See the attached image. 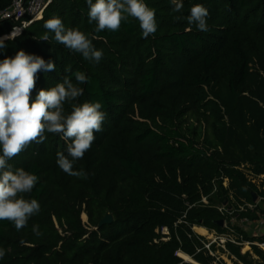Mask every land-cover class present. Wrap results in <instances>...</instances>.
<instances>
[{"label": "trees", "instance_id": "obj_1", "mask_svg": "<svg viewBox=\"0 0 264 264\" xmlns=\"http://www.w3.org/2000/svg\"><path fill=\"white\" fill-rule=\"evenodd\" d=\"M145 2L158 25L146 39L135 19L117 32L97 33L86 0H54L41 20L4 40L0 60L23 50L56 64L38 73L31 100L65 75L75 83L72 73L81 71L90 82L79 85L83 95L73 103L98 101L106 118L91 150L75 164L87 179L56 164V153L67 147L59 134L45 133L44 143L8 161L13 170L39 177L26 198L37 199L41 211L21 231L0 221V247L6 249L0 264H187L179 251L198 264H213L198 252L195 227L248 240L239 228H220L216 223L225 217L201 199L223 193L220 205L239 208L260 197L253 179L264 177V0H183L181 13L172 12L169 0ZM11 3L0 0V12ZM198 3L209 11L208 32L174 19L187 17ZM52 17L87 34L103 59L85 60L51 32L48 42L40 40ZM21 26L0 22V37ZM257 209L264 212V204ZM108 215L113 224L98 229ZM33 225L42 235L33 233ZM241 249L228 244L232 255L250 264ZM255 255L264 264V253L255 249Z\"/></svg>", "mask_w": 264, "mask_h": 264}, {"label": "clouds", "instance_id": "obj_2", "mask_svg": "<svg viewBox=\"0 0 264 264\" xmlns=\"http://www.w3.org/2000/svg\"><path fill=\"white\" fill-rule=\"evenodd\" d=\"M169 2L173 13L183 11V0ZM86 3L88 22H95L94 31L97 33L117 32L130 18L138 21L143 38L154 36L157 32L155 9L150 8L145 0H86ZM182 18L198 31H209V11L203 4L193 5L187 17H174L176 20ZM44 28L47 32L40 40L48 42V32H51L56 43L81 54L85 60L99 63L103 59V50L97 49L87 34L78 28H66L61 18L46 20ZM20 31L13 28L9 36L0 38V49L6 47L5 39H15ZM55 69V62L45 61L23 50L0 60V221L10 222L17 231L26 228L29 220L41 211L37 199L26 198L36 187L39 177L24 168L13 170L8 161L31 144L44 143L47 139L45 133L59 134L67 142V147L66 153H56V164L69 176L87 179L88 173L83 168L77 170L75 164L91 150L95 134L103 130L106 118L98 101L73 103L83 95L84 89L79 85L90 82V78L81 71L72 73L75 83L69 75H65L62 82L41 89L31 100L38 73ZM65 71L70 72V67ZM65 103L71 105L68 114L65 113ZM32 231L38 237L42 235L39 225H33ZM5 255L6 249L0 247V260Z\"/></svg>", "mask_w": 264, "mask_h": 264}, {"label": "built area", "instance_id": "obj_3", "mask_svg": "<svg viewBox=\"0 0 264 264\" xmlns=\"http://www.w3.org/2000/svg\"><path fill=\"white\" fill-rule=\"evenodd\" d=\"M54 0H12L11 6L6 11L0 12V22L4 21H21L22 26L21 27H15L20 31V34L22 33L23 29L30 24L39 21L42 19L44 12L46 9L53 3ZM19 34V35H20ZM10 35V34H9ZM9 35H6L4 37H7ZM3 38V37H0ZM264 177L253 179V183L258 186V191L260 193V197L257 199V201L264 204V183H263ZM225 187H227V182L224 184ZM215 191H217L216 183L214 185ZM255 203H258V202ZM201 204L207 205V200L203 199L201 201ZM258 207L255 206V204H250L247 206H241L238 208V210H234L232 207H228L227 203L222 205L221 207H218L217 210L221 215L224 217H232L235 215V212L239 211V213L243 212H250L251 214L255 213L257 215L256 218H242L241 223L244 228L243 233L248 237V240L243 241V236L240 239H237L234 235L231 233L228 234H219L216 231H211L215 234L216 239L219 241H222V244H226V250H228V244H233L234 246L243 247L245 245H248L250 247H253L254 249H258L264 253V212H260V210L257 209ZM225 221V220H224ZM226 223V222H225ZM225 225V224H224ZM232 228H239L234 227L233 224H229L227 229H229L230 226ZM233 232V230H231ZM194 233V231H193ZM195 238L199 242V250L198 252H203L213 259H215V254L213 251V246L211 244H206L200 237H198L194 233ZM198 264V263H197Z\"/></svg>", "mask_w": 264, "mask_h": 264}, {"label": "rangeland", "instance_id": "obj_4", "mask_svg": "<svg viewBox=\"0 0 264 264\" xmlns=\"http://www.w3.org/2000/svg\"><path fill=\"white\" fill-rule=\"evenodd\" d=\"M213 199L210 201L209 196H204L202 197L201 200L205 199L207 200V205H212L215 206L216 208L221 207L219 200L224 197L223 193H220L219 197L217 195L210 196ZM237 204L234 202L232 204L234 210H237L238 207L236 206ZM256 218V217H255ZM82 219L84 223L88 222L87 216L84 214L82 216ZM240 217L238 216V211L235 212V215L232 217H225V225L223 229L227 230L226 227H228L229 224H233L234 227H239L241 231L244 230L242 223H241ZM194 233L200 237L206 244H211L213 246V251L215 254V259L213 261V264H245L238 258H236L234 255H232L229 251L226 250V244H222V241H219L216 239V236L213 232L210 230L203 228V227H195L193 229ZM165 234H168V230H164ZM177 255L183 259L184 263L187 264H197L191 257L188 255L184 254L182 251H179ZM241 255L247 260L248 263L250 264H259L258 262V257L255 255V249L253 247H250L248 245H245L241 249ZM188 258L191 260V262H188Z\"/></svg>", "mask_w": 264, "mask_h": 264}, {"label": "water", "instance_id": "obj_5", "mask_svg": "<svg viewBox=\"0 0 264 264\" xmlns=\"http://www.w3.org/2000/svg\"><path fill=\"white\" fill-rule=\"evenodd\" d=\"M257 196L256 195H254V202H256L257 201ZM226 204V203H225ZM113 222H114V218H113V216L112 215H108V216H106L100 223H99V226H98V229H101V228H103V227H105V226H107V225H111V224H113ZM220 228H223L224 227V224H225V221L224 220H220V221H218L217 223H216Z\"/></svg>", "mask_w": 264, "mask_h": 264}, {"label": "crops", "instance_id": "obj_6", "mask_svg": "<svg viewBox=\"0 0 264 264\" xmlns=\"http://www.w3.org/2000/svg\"><path fill=\"white\" fill-rule=\"evenodd\" d=\"M257 202H258V201H257ZM254 204H255V206H257V207H259V208H260V207H263V203H261V202H260V203H259V202H258V203H255V202H254Z\"/></svg>", "mask_w": 264, "mask_h": 264}, {"label": "bare ground", "instance_id": "obj_7", "mask_svg": "<svg viewBox=\"0 0 264 264\" xmlns=\"http://www.w3.org/2000/svg\"><path fill=\"white\" fill-rule=\"evenodd\" d=\"M188 262H191V260L188 258V260H187Z\"/></svg>", "mask_w": 264, "mask_h": 264}]
</instances>
